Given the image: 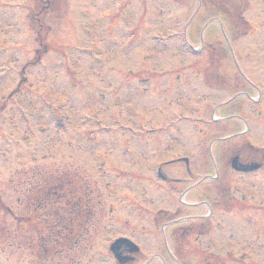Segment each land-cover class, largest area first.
Wrapping results in <instances>:
<instances>
[{
  "label": "rangeland",
  "instance_id": "obj_1",
  "mask_svg": "<svg viewBox=\"0 0 264 264\" xmlns=\"http://www.w3.org/2000/svg\"><path fill=\"white\" fill-rule=\"evenodd\" d=\"M57 2L46 20L51 51L27 67L33 3L0 0V264H116L109 248L122 236L140 246L134 264H264V171L243 179L220 160L225 186L200 183L184 196L193 181L177 162L209 173L191 156L206 124L229 118L234 79L246 107L264 98V0L242 6L244 37L214 13L215 0ZM210 18L238 39L213 23L200 45ZM197 31L192 54L183 40ZM212 36L218 67L205 46ZM203 67H213L207 79ZM242 119L249 135L262 131ZM255 145L264 150V138ZM159 163L174 181L157 180ZM83 183L93 218L81 245L64 247L56 216L77 202L80 213ZM195 216L208 222L196 234L185 229Z\"/></svg>",
  "mask_w": 264,
  "mask_h": 264
},
{
  "label": "trees",
  "instance_id": "obj_2",
  "mask_svg": "<svg viewBox=\"0 0 264 264\" xmlns=\"http://www.w3.org/2000/svg\"><path fill=\"white\" fill-rule=\"evenodd\" d=\"M216 2H221L219 4H217L218 8V13H222L227 17L233 16V18H236V22L239 23V27H242L243 30L246 29V24L244 22H242V20L239 18L240 15V9H233L230 7H227L228 3L227 0H216ZM35 3V9L32 10L30 18H31V23H33L34 28H35V33H36V39L37 42L40 44L41 50H38V55L35 59V61L38 60V58L44 54V50L46 48V35H47V27L44 24V22H42V18L48 13V10L50 9V6L54 4L53 0H34ZM38 18V19H37ZM43 52V53H42ZM66 210V209H64ZM69 213V215H68ZM66 213L67 215V219L66 218H62V220L59 223V227L60 229L63 228V226L66 225V223L70 222L71 224L77 221L76 215L72 214V209L69 210V212ZM73 233L65 234L63 235V239H67L68 236H72Z\"/></svg>",
  "mask_w": 264,
  "mask_h": 264
},
{
  "label": "flooded vegetation",
  "instance_id": "obj_3",
  "mask_svg": "<svg viewBox=\"0 0 264 264\" xmlns=\"http://www.w3.org/2000/svg\"><path fill=\"white\" fill-rule=\"evenodd\" d=\"M238 108H240L239 106H238ZM261 115V114H260ZM235 129L236 128H231V131H235ZM222 128H219V134H221L222 132ZM231 147H234V145H231ZM241 147H243V148H247L248 150H249V148H250V150H251V152L253 153L254 152V150H252V148L250 147V145H248L247 143L246 144H242L241 145ZM249 147V148H248ZM240 148V147H239ZM228 149V146H226V148H225V150H227ZM233 150V149H232ZM230 158H234V157H238L239 158V160L240 161H242L244 164H252V165H257V164H259L260 165V163L258 162V161H256V160H254V158H253V156L252 155H248L246 158H243V155L240 153V152H234L233 151V153L229 156ZM221 178L220 177H218V180H220Z\"/></svg>",
  "mask_w": 264,
  "mask_h": 264
},
{
  "label": "water",
  "instance_id": "obj_4",
  "mask_svg": "<svg viewBox=\"0 0 264 264\" xmlns=\"http://www.w3.org/2000/svg\"><path fill=\"white\" fill-rule=\"evenodd\" d=\"M128 247L131 248V252H133V250L135 249L132 245H129V244L127 245L126 241H123V240L117 241L116 243L113 244L112 252H114L115 256H117V258L121 260L120 253L123 251L124 248H128Z\"/></svg>",
  "mask_w": 264,
  "mask_h": 264
}]
</instances>
